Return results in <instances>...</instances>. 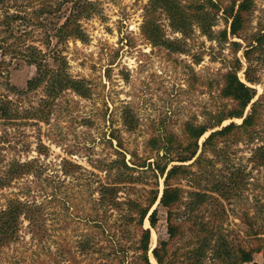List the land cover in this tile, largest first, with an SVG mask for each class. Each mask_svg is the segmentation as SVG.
I'll return each instance as SVG.
<instances>
[{
	"label": "rangeland",
	"instance_id": "obj_1",
	"mask_svg": "<svg viewBox=\"0 0 264 264\" xmlns=\"http://www.w3.org/2000/svg\"><path fill=\"white\" fill-rule=\"evenodd\" d=\"M91 1L98 2L101 11L82 20L87 40L69 38L62 48L69 61V73L87 79L92 93L85 98L67 90L53 100L44 88L29 91L22 107L30 104L39 113L43 111L46 118L40 121L39 117L28 119L20 115V89L26 90L28 81L36 75V66L20 57V34L32 29L26 37L28 42L46 51L44 45L36 42L41 38L40 29L23 26L20 14L26 10L36 17L34 10L40 4L35 0H0V107L11 100L8 108L13 113L8 117L1 114L0 108V210L14 199L42 210L31 212V218L22 216L16 239L0 249V264H71L76 260L81 264H139L142 252L138 213L128 212L127 202L145 201L148 191L157 186L161 198L165 175L157 177L151 168L129 171L134 180L122 183L116 196H104L103 185L111 182L117 172L116 167L108 168L107 164L123 154L131 166L148 157L157 160L158 150L152 149V138H159L163 144V138L172 134L179 141H186L188 122L208 124L220 110L233 104L221 96L225 73L235 58L229 42L209 37L195 24L193 31L185 35L174 30L165 13H160L165 37L178 40L180 50H173L165 44L152 43L142 32L149 0ZM213 1L223 6L233 2ZM24 4H28L26 9L20 7ZM70 5L63 6L62 18L51 16L49 21L64 22ZM223 16L220 11L212 26L214 34L229 29ZM261 24L264 25V0H256L251 12L252 26L245 34L247 40L229 37V41L242 44L237 56L243 62L239 73L243 80L247 67L244 50ZM257 75L260 82L252 84L258 91L253 101L260 95L264 98L261 66L257 67ZM249 111L250 106L245 116ZM129 117L132 123H125ZM232 120L241 123L243 118L226 120L223 126ZM255 130L256 134L237 131L226 140H219V151L211 148L205 154L213 162L203 161L192 167L196 174L194 185L190 182L193 174L171 180L184 190L185 203L175 211L194 212L211 229L229 234L233 247L256 246L262 242L257 238H264V165L256 156L264 144V119ZM114 133L121 145L117 140L111 142ZM209 133L200 139V144ZM33 160L36 168H25L20 175L18 163ZM215 180L226 182L222 190L230 192L228 198L212 192L214 197L194 211L187 207L189 198L194 199L188 197V191L204 190ZM160 198L152 208H159L157 227L152 228L148 219L143 225L151 228L149 257L153 264L157 263L153 247L169 237L167 209L159 205ZM192 221L189 217L184 227L193 228ZM185 243L187 238L173 245ZM212 254L210 248L203 264H215ZM254 258L264 264V251Z\"/></svg>",
	"mask_w": 264,
	"mask_h": 264
},
{
	"label": "trees",
	"instance_id": "obj_2",
	"mask_svg": "<svg viewBox=\"0 0 264 264\" xmlns=\"http://www.w3.org/2000/svg\"><path fill=\"white\" fill-rule=\"evenodd\" d=\"M35 0L40 7L34 10L36 17L26 10H22L24 14H20V21L23 26H31L40 29L41 38L36 42L46 47V51L40 45L36 46L33 42H28L29 31L24 30L20 34V57L27 63L36 66V75L32 77L28 83L26 90L20 89V115L28 119L45 117L43 111L39 113L37 107L29 104L27 108L22 107V103L28 99V92L44 88L46 95L53 100L63 96L67 90H71L82 97H90L92 93L91 86L85 78H75L68 71L69 61L63 54L62 45L69 38L80 39L83 42L87 40L88 34L82 25V20L92 18L99 14L101 8L99 3L91 0ZM71 3L70 13L65 16L64 22H50L49 17L55 16L62 18L61 13L63 6ZM256 4V0H233L232 4L221 5L213 0H187L186 4H182L179 0H149L146 6L145 21L142 26V32L154 44H165L166 47L173 50H180L177 46L178 40H169L165 37L162 23L159 21V14L165 13L170 20V24L174 30H178L185 35H189L193 31V25L201 28L204 34L209 37H217L221 42H229L235 53V58L230 62L229 69L225 73V81L221 89V96L232 101L230 108L220 110L214 120L208 124H193L188 122L185 127L186 141H179L174 135H166L163 138L164 143L160 144L159 138L150 140L152 149L158 150L157 160L151 161V157L143 159L139 163L129 165L123 154L120 159L114 160L107 164L106 167H116V177L111 182L103 185V195L116 196L122 183L134 180L133 175L128 174L129 171L147 170L151 168L158 177L165 175L164 190L160 198V190L152 188L148 191L149 197L145 201L129 200L127 202L128 212L138 213L137 227L140 232L139 250L142 252L139 256V264H153L149 257L151 251V228H145V219L149 220L150 226L156 228L159 222V208L155 206L160 198L159 205L167 209V231L168 239L160 240L158 245L153 248L152 253L158 264H203L209 258V249L214 252L212 256L215 258V264H262L255 262L254 255L264 251V238L260 237V243L256 246H244L236 244L234 247L229 240V234L223 230L211 229L207 222L198 220V215L194 212H177L175 208L184 204V190L180 186H174L172 179L193 174L190 182L194 185L196 175L192 171L195 165H201L203 161L213 162V159L206 158L205 154L211 148H218L217 142L221 139H227L230 135H234L237 131L256 134L255 128L264 119V98L262 95L253 101L257 96V89L252 84L260 82L257 75V67L264 69V25H260L258 30L251 35L244 50V58L247 67L244 71V80L239 76L243 70V62L237 56V52L241 49L242 44L239 41H229V37L246 38V33L251 28V12ZM210 6L211 9H208ZM27 8L28 4L21 5ZM223 11V17L229 24V29L221 30L218 35L214 34L212 26L216 23L217 15ZM10 18V16H9ZM11 18H14L11 16ZM13 20V19H11ZM56 42H53V40ZM256 53L258 55L256 56ZM257 60L258 64H254ZM8 103H12L8 100ZM1 104V114L12 117L13 113L8 108L9 104ZM7 105V106H6ZM250 106L249 113L245 116L247 108ZM20 116V117H21ZM129 116V115H127ZM23 118V117H21ZM233 118H243L241 123L232 120L223 126L226 120ZM125 123H132V117L124 119ZM220 127L219 129H216ZM216 129V130H215ZM209 135L204 139L202 144L200 139L206 133ZM254 137V135L252 136ZM118 141V136L112 134L110 138ZM118 143L121 145V141ZM214 149V150H215ZM162 152V155L160 154ZM41 153V152H40ZM259 163L264 165V144L257 149ZM164 161V162H163ZM193 161L190 164L187 162ZM36 160L31 162L18 163L20 165V175L23 169L28 171L36 168ZM175 163V164H172ZM172 164L171 167L169 165ZM104 168V169H108ZM226 182L223 180H215V183L204 190H191L187 193L189 201L186 202L187 207H191L193 211L199 207L201 203H206L208 199L214 197L211 193H220L224 198H228L229 191H224ZM31 212H42L37 205L30 204L21 200H10L5 209L0 210V249L4 245L10 244L16 239L19 226L22 222V216L31 218ZM186 213L188 215H186ZM192 217L193 228L186 229L184 222ZM255 231V230H252ZM254 236H258L255 232ZM183 238H187L185 245L174 246V242H180ZM190 260V261H189ZM60 264V263H59ZM71 264H81L74 261ZM127 264H133L128 262Z\"/></svg>",
	"mask_w": 264,
	"mask_h": 264
},
{
	"label": "bare ground",
	"instance_id": "obj_3",
	"mask_svg": "<svg viewBox=\"0 0 264 264\" xmlns=\"http://www.w3.org/2000/svg\"><path fill=\"white\" fill-rule=\"evenodd\" d=\"M152 260H153V262H155L156 263V261L153 259V257H152ZM157 264V263H156Z\"/></svg>",
	"mask_w": 264,
	"mask_h": 264
},
{
	"label": "water",
	"instance_id": "obj_4",
	"mask_svg": "<svg viewBox=\"0 0 264 264\" xmlns=\"http://www.w3.org/2000/svg\"><path fill=\"white\" fill-rule=\"evenodd\" d=\"M154 248V247H153Z\"/></svg>",
	"mask_w": 264,
	"mask_h": 264
}]
</instances>
